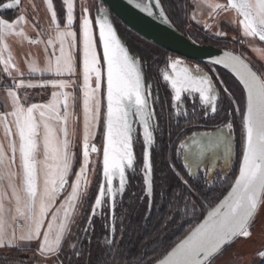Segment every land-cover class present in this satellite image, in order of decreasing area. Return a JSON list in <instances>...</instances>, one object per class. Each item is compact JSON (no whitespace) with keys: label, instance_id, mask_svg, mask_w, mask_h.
Segmentation results:
<instances>
[{"label":"snow or ice","instance_id":"6c2138e0","mask_svg":"<svg viewBox=\"0 0 264 264\" xmlns=\"http://www.w3.org/2000/svg\"><path fill=\"white\" fill-rule=\"evenodd\" d=\"M128 3L173 26L162 0ZM177 7L216 37L227 38L222 25L229 23L239 43L264 60V0H179ZM29 8L22 0H0V264H92L97 221L98 264H214L238 240L251 238L264 210V70L244 53L211 58L238 81L237 100L214 69L210 74L169 58L171 71L161 72L169 99L162 100L105 8L97 5L94 14L82 0H59V7L56 0H42V7L32 0ZM221 93L232 103L223 126L191 131L219 113ZM165 111L170 126L173 120L176 128L180 120L188 125L175 141L168 133L167 165L176 185L167 191V174L158 185L155 165ZM237 117L241 147L232 165ZM130 174L141 178L148 219L159 197L169 209L162 231L188 225L159 254L132 257L122 248ZM214 177L231 183L207 205L200 185ZM255 255L264 264V248Z\"/></svg>","mask_w":264,"mask_h":264},{"label":"trees","instance_id":"16d2710c","mask_svg":"<svg viewBox=\"0 0 264 264\" xmlns=\"http://www.w3.org/2000/svg\"><path fill=\"white\" fill-rule=\"evenodd\" d=\"M57 6L59 7V0H56ZM179 0H162L163 7L166 13L170 17L172 24L182 33H185L183 29L189 28L194 31L196 37L199 38V42L203 44H212L219 48H226V46L220 45L221 41L207 37L205 32L201 27L197 26L195 23H189L187 18L183 15L180 9L177 7ZM12 11L8 12L7 15L12 16ZM14 12V11H13ZM16 13V12H15ZM16 15V14H15ZM112 17L117 24V31L121 39L129 47L130 51L134 54L133 47L139 52L138 55L146 56L147 68L145 72L146 80H150L153 85V90H159V94L162 100H168L169 97L167 92L170 90L165 86L161 79V71L167 65L169 58L174 57L172 53L167 50L153 44L144 37L138 35L128 27H126L117 17L112 14ZM197 31L199 33H197ZM140 55V56H141ZM252 64L257 68V66H262L261 62L249 54ZM199 64L206 68L210 74H212L213 69H219L224 75V86H226L229 92H232L233 87H237L241 91V86L238 81L225 69L220 66L212 65L210 63L199 62ZM257 64V66L255 65ZM212 69V70H211ZM219 87L221 85L218 84ZM237 96V95H236ZM234 94V97H236ZM237 98V97H236ZM221 103H220V116L226 117L227 113L232 110L231 100L227 95L221 93ZM166 107V106H165ZM222 117H218L221 119ZM200 119L199 116L194 120ZM175 120L172 121L171 126L168 121V114L165 111L162 119L161 126L163 129V134L157 136V145L155 147V165L157 173L158 185L160 183V178L162 174H167L163 179L164 190H170V188L175 187L176 181L173 179L171 173L168 171L167 158L172 155L170 151V140L168 133L171 132V140L175 141L177 133L181 130V127H175ZM236 132L238 134V147L240 152L241 147V129L239 125V120L236 118ZM143 146L140 142L135 145V151L137 157L139 158L142 153ZM239 155V153H238ZM235 165V164H234ZM130 184L128 191L124 196V209L127 210L125 215V224L127 225V230L124 233L122 248L125 253L132 257H138L141 254L147 252L148 255L153 253L159 254L164 248L174 245L182 237L183 233L187 230L188 225H183L182 227H177L175 224H169L167 231H162V221L168 214V205L166 200H161L157 198V205L152 207L150 210V219H148L149 209L146 202L140 199L142 195V181L139 175L130 174ZM187 178V177H186ZM192 181L196 180L192 178ZM231 183V177L228 181L222 182L216 186L207 187L203 183L200 185V190L203 191L205 195V202L207 205H212L217 203L219 199L226 194L228 185ZM134 194V195H133ZM118 212L121 209L118 208ZM102 229L101 222L96 223V239L101 237ZM96 239L93 240L92 244V264H98L97 258L100 256L101 250L96 247ZM12 255H15L14 253ZM28 255H31L29 253Z\"/></svg>","mask_w":264,"mask_h":264},{"label":"water","instance_id":"95a60500","mask_svg":"<svg viewBox=\"0 0 264 264\" xmlns=\"http://www.w3.org/2000/svg\"><path fill=\"white\" fill-rule=\"evenodd\" d=\"M97 1L102 3L129 29L181 60L210 63L211 58L222 55L224 51H232L212 44H199L180 32L173 24L170 27L155 16L148 17L132 4H129L128 0ZM231 75L233 76V74Z\"/></svg>","mask_w":264,"mask_h":264},{"label":"rangeland","instance_id":"374dc122","mask_svg":"<svg viewBox=\"0 0 264 264\" xmlns=\"http://www.w3.org/2000/svg\"><path fill=\"white\" fill-rule=\"evenodd\" d=\"M35 2L37 4H39V5H41V7H42V0H35ZM82 2L86 3L89 6V8L92 10V12L94 14H95V10H96V6L97 5L105 8L108 11V13H109L111 22L114 24V27L117 30V24L115 23V20L112 17V13L102 3H100L97 0H82ZM25 3L28 4V1L27 0H22L23 6H25ZM11 13H13L12 16H15V14H17V13H15V11L14 12L12 11ZM197 26H199V25H197ZM222 29H223V31H225V32L228 33L227 38L216 37V36L212 35V33H210V32H207V31H204V30L203 31L205 32L204 34H206L207 37H210L212 39H216L218 41H221L220 45L226 46L225 49H230V50H232V51H234L236 53H244L251 62H252V60L250 59L249 54L253 55L263 65V68H262V66L260 67V66H257V64H255L257 66V69L264 70V60L259 59V57L257 56V54L254 53L253 51H251V49L249 47H247L245 45H241L239 43L240 35H239V32L236 29H234L229 23H223ZM183 30L185 32L183 34H185L186 36H188L189 38H191L195 42H197L199 44H203V43H200L198 41L199 38L196 37V35L194 34V31L193 30H191L189 28H185ZM214 31H216L215 28L213 29V32ZM197 33H199V32L197 31ZM233 37H236V40H233ZM133 49L136 52L135 55L141 59L142 64H143V68H144V72H146L147 61H146V59H144V58H146V56L143 58V55H141V54H140L141 56L138 55L139 52L137 51V49L135 47H133ZM176 57L177 56H174L172 58H176ZM183 61L186 64H188V65H190L189 62H192V61H185V60H183ZM196 63L199 64V62H196ZM164 70L171 71L168 68H165ZM203 70L204 71H207L205 67L203 68ZM214 70H215V72L219 73L220 79L224 82L225 79H224L223 73L219 69L218 70L217 69H214ZM147 81L150 82L149 78H148ZM233 86H232V88H235V89H232V92H233L232 95L233 96H234V94H235V96L237 95L236 96L237 98L236 97L235 98L237 100H239L241 98L242 93H241L240 89L238 90V88L236 86L235 87H233ZM228 98L231 100V98L229 96H228ZM238 120H239V118H238ZM80 131H81V127L78 125L76 127V132H77V135L78 136H79ZM90 179H95V178L90 177ZM262 248H264V210H262L258 214V216L256 218L254 227L252 229V236H251V238L238 240L235 243L234 246L227 248L223 252V254L220 255L214 261V264H258V258L256 257L255 253H256V251L258 249H262Z\"/></svg>","mask_w":264,"mask_h":264},{"label":"flooded vegetation","instance_id":"af4514ba","mask_svg":"<svg viewBox=\"0 0 264 264\" xmlns=\"http://www.w3.org/2000/svg\"><path fill=\"white\" fill-rule=\"evenodd\" d=\"M189 64L192 65V66L199 65L201 67V69L204 68L203 66H201L200 64H198L196 62H189ZM165 68H166V66L163 68V70ZM217 87L219 88L218 85H217ZM220 100H221V97H220ZM219 107H220V104H219ZM220 113H221V111H219V113L217 115H215L214 117L210 116V117L206 118L204 121H201L199 126L192 128L191 131H198V132L214 131L217 127H222L226 117L220 116ZM218 117H222V118L218 119ZM198 120H200V119H198ZM196 121L197 120H193V123L195 124ZM180 127H181V129L187 130L188 125L184 122V120H180ZM188 134H190V132H188ZM232 148H233V156H232L231 163H232V165H234L235 161H236V159L238 157V153H239L238 152V150H239V147H238V134L236 132V127H235V133H234V137H233V142H232ZM217 171H219V169H217ZM193 179L197 180V177H193ZM214 181H215V177H214ZM220 183L221 182H219V181H215L214 183L208 184L206 186L207 187L216 186V185H218Z\"/></svg>","mask_w":264,"mask_h":264},{"label":"crops","instance_id":"0c3cea01","mask_svg":"<svg viewBox=\"0 0 264 264\" xmlns=\"http://www.w3.org/2000/svg\"><path fill=\"white\" fill-rule=\"evenodd\" d=\"M28 1V4L27 3H25V8H28L29 9V11H30V8H29V4L32 2V0H27ZM36 3V2H35ZM225 23H227V22H225ZM37 51V49H33V52L35 53Z\"/></svg>","mask_w":264,"mask_h":264}]
</instances>
